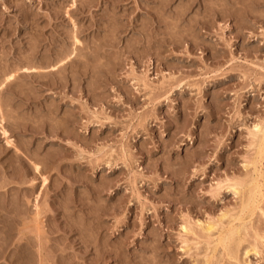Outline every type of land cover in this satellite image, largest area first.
<instances>
[{"label": "rangeland", "instance_id": "1", "mask_svg": "<svg viewBox=\"0 0 264 264\" xmlns=\"http://www.w3.org/2000/svg\"><path fill=\"white\" fill-rule=\"evenodd\" d=\"M71 52L0 89V264H264V0H0V81Z\"/></svg>", "mask_w": 264, "mask_h": 264}, {"label": "bare ground", "instance_id": "2", "mask_svg": "<svg viewBox=\"0 0 264 264\" xmlns=\"http://www.w3.org/2000/svg\"><path fill=\"white\" fill-rule=\"evenodd\" d=\"M74 43L76 44V43H80V41L78 40V38L77 37H75L74 36ZM58 51H59V49H58ZM63 53H66V52H63ZM63 55V54H62ZM71 55H72V52L70 53V54H68V55H66L65 57H63V58H60V59H57L55 62H53L52 64H48L47 66H43V65H41V64H37V65H35L33 62H31V61H33V60H30V64H27L26 66H20V67H17L16 69H14V70H8V71H6L5 72V74L3 75V77H2V79H1V81H0V89L2 88V87H4V86H7L6 84H8V83H11L12 81H14L15 80V78H16V73H19V74H21V75H31V74H34V73H45V72H48V71H58L59 69H60V67H62L64 64H66L67 63V61H69L70 59H71ZM55 56V55H54ZM38 60V59H37ZM46 61V60H45ZM49 61V60H48ZM43 64V63H42ZM8 65V64H7ZM13 66V65H12ZM6 67V66H5ZM62 71V70H61ZM4 72V71H3ZM2 76V75H1ZM18 76V75H17ZM54 76V75H53ZM26 77H28V76H26ZM18 78V77H17ZM19 79V78H18ZM142 82V81H141ZM22 84V83H21ZM2 91V90H1ZM4 109V108H3ZM3 116H1V119H0V122H1V124H2V122H3ZM1 132H2V135H4L5 136V144H7L8 146L9 145H12L13 143H12V139L8 136V132H7V130L4 128V126H2L1 127ZM250 130V129H249ZM252 137L254 138V140L252 139V141H254L255 143H256V145H257V147H258V149H259V151H258V153L260 152V155L261 154H263V151H264V123L262 122V124L261 125H259V126H257L256 127V131H254V132H252ZM251 140V139H250ZM253 146H254V143H253ZM13 147V146H12ZM257 149V150H258ZM259 155V157L258 158H260L261 156ZM255 156V155H254ZM256 157V156H255ZM255 159V158H254ZM263 160H264V157H263ZM255 162H256V160H255ZM255 162L253 163L254 165L253 166H255ZM39 163V162H38ZM263 164H264V162H263ZM258 167H259V165H258ZM263 167V166H262ZM251 168V167H250ZM254 168V167H253ZM257 168L255 167V169H253L254 171L256 170ZM34 170L35 171H39V165H37V164H35L34 165ZM252 170V171H253ZM264 172V171H263ZM20 173V172H19ZM26 173V172H25ZM252 173H254V172H252ZM257 173H260V172H257ZM260 175V174H259ZM258 175V176H259ZM261 175H262V173H261ZM251 176H252V174H251ZM254 177H255V175H254ZM253 176H252V178H254ZM257 177V176H256ZM262 177H263V175H262ZM43 178V177H42ZM250 178V177H249ZM246 180V179H245ZM262 180H264V179H262ZM42 181L43 182H45V181H47L45 178H43L42 179ZM231 181V180H230ZM252 182L253 180H251V179H249V182ZM259 181V180H258ZM260 181H261V179H260ZM250 182V183H251ZM235 183V182H234ZM233 183V185H230V188H231V190L233 191V192H237L238 191V189H237V184H234ZM259 183V182H258ZM262 183V182H261ZM241 184V183H240ZM245 184H246V182H245ZM244 184V182H243V185H245ZM252 184H253V182H252ZM263 184V183H262ZM242 185V184H241ZM242 185V186H243ZM247 185V184H246ZM250 184H248V186H249ZM242 186H240V187H242ZM247 186V189L249 188V187H252V186H249L248 187ZM239 187V189H243V188H240ZM244 187H246V186H244ZM246 189V188H245ZM249 189H252V188H249ZM241 190H239V192H240ZM246 191V190H245ZM249 191V190H248ZM252 191V193L249 191L248 193L249 194H247L248 195V197H247V199H243L244 200V202L243 201H241V203L243 202V205H241V207H242V211L243 212H245L246 213V211L247 210H250V213H251V211L253 212V209L254 210H256L255 208L258 206V204H259V202H261V199L264 197V185H260V184H257V182L254 184V187H253V190H251ZM239 192H238V194H239ZM241 192H243V190L241 191ZM247 192V191H246ZM241 194V193H240ZM38 195V194H37ZM246 195V194H245ZM25 197V196H24ZM36 198H37V196H36ZM242 198H244L243 196H242ZM36 200V199H35ZM34 207H35V213H34V223L36 224V225H39L40 224V212H41V210H40V208H39V204L38 203H35L34 204ZM240 208V207H239ZM248 208H250V209H248ZM241 210V209H240ZM246 210V211H245ZM234 210H232V212H233ZM241 211V212H242ZM228 212V211H227ZM227 212H225V214H222V216H220V218H218V222H214V223H212V222H210V223H205L206 225L205 226H203V225H201V224H198V225H196L197 223H195V225L194 226H197L199 229H200V232L203 234V236L206 238V243L208 242V244H207V247H208V245H210V243L211 242H213L214 243V246L213 247H211V246H209V247H211V249H212V251L214 250V247H216L217 248V246L218 245H220L221 246V250H225V252H227V256H229V257H231L232 258V260H233V258H235V253L236 254H238L237 252H239L238 250H237V252H235V248H236V246L238 247L239 246V243H241L240 242V239L241 238H239V237H241L242 235L244 236V234H245V232H244V234L243 233H241L240 231H241V227H243V225H245L246 223H245V219H243V216L241 217V216H237V215H235V216H231L229 213H227ZM240 212V213H241ZM243 212H242V214H243ZM255 212V211H254ZM253 212V213H254ZM262 212V211H261ZM238 213V212H237ZM240 213H238V215H240ZM249 213V212H248ZM249 213V214H250ZM248 214V215H249ZM243 215H245V214H243ZM247 216V215H246ZM249 216H252L251 214L249 215ZM249 216L247 217V219L249 218ZM262 216V215H261ZM41 217H42V214H41ZM23 218V217H22ZM225 218V221H226V219L228 220L227 221V224H226V226H220L219 227V229H218V226H219V223H221V222H223L222 221V219H224ZM244 218H246V217H244ZM251 218V217H250ZM241 219H243V220H241ZM211 220V219H210ZM238 220H241V221H243L244 223H240V225L238 224ZM234 221H238L237 222V224L238 225H234ZM240 221V222H241ZM248 221L250 222V219H248ZM43 222V221H42ZM226 223V222H225ZM225 223H224V225H225ZM223 224V223H222ZM236 224V223H235ZM184 225H186V224H184ZM249 225V224H248ZM190 226V225H189ZM27 228V227H26ZM34 228V227H33ZM183 228L185 229V231H189L190 233H192L193 235H199L198 233H197V231H198V229L196 228H193V226H191V228H187L186 226L184 227L183 226ZM244 228H245V226H244ZM248 228H250V227H248ZM28 229V228H27ZM243 229V228H242ZM246 229H247V227H246ZM23 230V229H22ZM21 230V231H22ZM39 230V229H38ZM37 230V231H38ZM41 230V229H40ZM197 230V231H196ZM42 231H43V229H42ZM41 231V232H42ZM54 231V230H53ZM243 231V230H242ZM245 231V230H244ZM40 232V233H41ZM52 233V232H51ZM200 233V234H201ZM239 233L240 234H242V235H239ZM201 234V235H202ZM216 235V236H215ZM239 235V236H238ZM186 236H187V233H186ZM203 236H200V237H202L203 238ZM215 236V237H214ZM242 236V237H243ZM199 237V236H198ZM199 237V238H200ZM42 238V237H41ZM212 238H214V239H212ZM259 238V237H258ZM257 237L255 238L256 239V242H258V239ZM261 238V237H260ZM192 239V238H191ZM258 239V240H257ZM18 240V239H17ZM197 240V239H196ZM205 240V239H204ZM242 240H244V239H242ZM43 241V240H42ZM202 241V240H201ZM44 242V241H43ZM190 243H191V241H189ZM244 242V241H243ZM185 243V242H184ZM188 243V242H187ZM255 243V242H254ZM253 243V245L251 244L249 247V249H247L246 251H245V255H247V253L249 252V251H253V252H258V244H257V246L255 245ZM194 245V244H193ZM197 245H199V243L197 244ZM242 245V244H241ZM263 245V244H262ZM196 246V245H195ZM208 247V248H209ZM241 247V246H240ZM240 247H238V249H240ZM188 248V247H187ZM194 248H196V247H194ZM223 248V249H222ZM199 249H201V247L199 248ZM208 250V249H207ZM188 251V250H187ZM210 251V250H209ZM220 251V250H219ZM45 252H47V251H45ZM211 252V251H210ZM216 252V251H215ZM215 252H211L210 253V255L211 254H215ZM223 252V251H222ZM52 253V252H51ZM220 254V253H219ZM219 254H216L217 256L219 255ZM209 255V254H208ZM215 255V256H216ZM222 255V254H221ZM216 256V257H217ZM227 256H225L226 258H225V261H226V259H227ZM237 256V255H236ZM211 257H213V256H210V257H208V259H211ZM216 257H215V259H216ZM224 257V256H223ZM219 258V257H218ZM231 258H230V260H231ZM208 259H206V261L208 260ZM222 259V258H221ZM42 260V259H41ZM227 260H229V258L227 259ZM229 260V261H230ZM236 260V259H235ZM205 261V262H206ZM211 262H212V259L210 260ZM210 261H209V264H210ZM216 261V260H215ZM224 261V262H225ZM236 261H238V260H236ZM43 262V261H42ZM221 262V261H220ZM206 264H208V262H206ZM220 264V263H219ZM225 264V263H224Z\"/></svg>", "mask_w": 264, "mask_h": 264}]
</instances>
